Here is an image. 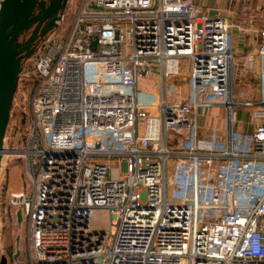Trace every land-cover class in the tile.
I'll return each mask as SVG.
<instances>
[{"label":"built area","instance_id":"obj_1","mask_svg":"<svg viewBox=\"0 0 264 264\" xmlns=\"http://www.w3.org/2000/svg\"><path fill=\"white\" fill-rule=\"evenodd\" d=\"M254 1L237 13L256 36L238 80L258 98L237 102L231 23L207 6L69 0L22 59L30 126L0 163L1 177L10 153L23 162L21 188L5 187L0 204L21 213L25 264H264V0ZM151 74L162 93L141 116ZM236 107L257 122L250 132H235ZM213 108L224 138L202 139L198 115ZM97 210L116 222L110 247L92 227Z\"/></svg>","mask_w":264,"mask_h":264},{"label":"rangeland","instance_id":"obj_2","mask_svg":"<svg viewBox=\"0 0 264 264\" xmlns=\"http://www.w3.org/2000/svg\"><path fill=\"white\" fill-rule=\"evenodd\" d=\"M213 9H226L234 11L236 14L244 7L249 9H256L258 4L255 1L246 3L243 1L235 0H210L209 5H206ZM68 8V7H66ZM69 12V10H67ZM209 12L210 9H209ZM212 14H209L213 16ZM120 23L128 22V20L121 19ZM28 65L31 64V60L28 61ZM245 79L234 82L233 95L235 101H245L249 99H256L257 92L255 90L254 82L247 83ZM140 98L141 109L140 115L145 116L147 113H155L153 107L154 102L161 95L160 78L157 74H151L140 81ZM237 121L234 125L235 132H250L253 125L257 123L250 117V110L247 108L243 110L242 107H236ZM207 116H210L211 123L215 126H207L205 129L207 132L215 129L217 132H221L224 138V121L223 110L213 108L208 111ZM202 118V117H201ZM200 124V123H199ZM207 124V123H206ZM201 125V124H200ZM30 126L29 117V103L28 93L22 88H18L13 96V101L10 109L9 120L4 136V145L7 148L19 150L25 143L26 135ZM210 134V133H209ZM11 155L5 157V166L2 169L0 177V199L5 187L12 189L21 188V182L23 180L24 169L21 157L17 152L10 153ZM116 165L111 170V178H118V170ZM10 209H4V206L0 204V262L1 258H6L5 264H25L24 254V226L18 223L17 220L9 214ZM92 227L99 231L108 232V246H111V241L114 238L116 232V222L112 216L106 210H97L92 218ZM17 250L20 251L16 259L13 255Z\"/></svg>","mask_w":264,"mask_h":264},{"label":"water","instance_id":"obj_3","mask_svg":"<svg viewBox=\"0 0 264 264\" xmlns=\"http://www.w3.org/2000/svg\"><path fill=\"white\" fill-rule=\"evenodd\" d=\"M67 0H1L0 1V163L4 136L13 96L18 85L22 59L29 57L44 35L56 26ZM27 32L29 35L23 39ZM96 40L91 43L94 46ZM21 223L20 211L16 213ZM17 250L13 258L16 259ZM2 257L0 264H5ZM16 264H19L18 262Z\"/></svg>","mask_w":264,"mask_h":264},{"label":"crops","instance_id":"obj_4","mask_svg":"<svg viewBox=\"0 0 264 264\" xmlns=\"http://www.w3.org/2000/svg\"><path fill=\"white\" fill-rule=\"evenodd\" d=\"M195 2L206 6L209 5L210 0H195ZM209 9L211 11L209 12L210 14H212V12L214 13L213 15L219 14L225 17L231 23V27L229 30V40L231 47L237 55L238 64L234 66V74L238 79V73L242 66L241 63L244 61L246 55H248L250 52H253V50L255 49L256 36H251L250 34L247 35L239 29V27L236 25V23L238 22V16L234 11H227L226 9H213L211 7H209ZM207 115H209L208 111L201 112V114L198 115V122L201 124L199 131L200 137L202 139L208 138L209 136L207 135L208 133L205 129L211 128L210 126L216 125L211 123L212 119H210V116ZM206 126L208 128H205Z\"/></svg>","mask_w":264,"mask_h":264},{"label":"flooded vegetation","instance_id":"obj_5","mask_svg":"<svg viewBox=\"0 0 264 264\" xmlns=\"http://www.w3.org/2000/svg\"><path fill=\"white\" fill-rule=\"evenodd\" d=\"M47 1V0H46ZM69 0L66 1V5L68 4ZM66 7V6H65ZM29 35V32H27L24 36H22L23 39H25ZM36 44V43H35Z\"/></svg>","mask_w":264,"mask_h":264},{"label":"trees","instance_id":"obj_6","mask_svg":"<svg viewBox=\"0 0 264 264\" xmlns=\"http://www.w3.org/2000/svg\"><path fill=\"white\" fill-rule=\"evenodd\" d=\"M252 1H254V0H251L250 2H252ZM243 2H244V1H243ZM250 2H249V3H250Z\"/></svg>","mask_w":264,"mask_h":264}]
</instances>
